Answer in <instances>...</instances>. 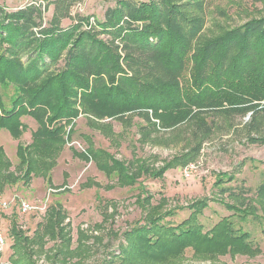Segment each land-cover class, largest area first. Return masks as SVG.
I'll return each instance as SVG.
<instances>
[{
	"label": "trees",
	"instance_id": "obj_1",
	"mask_svg": "<svg viewBox=\"0 0 264 264\" xmlns=\"http://www.w3.org/2000/svg\"><path fill=\"white\" fill-rule=\"evenodd\" d=\"M76 2L51 1L55 12L48 25L39 5L10 13L0 6V130L18 140L25 131L22 118L37 124L32 144L18 148L25 185L39 175L51 183L48 161L59 156L67 129L80 116L109 134L112 127L105 124L114 120L131 128L140 119L146 136L184 130L180 133L189 136L191 148L180 159L183 167L198 161L216 130L232 128L235 116L250 115L245 125L250 142L264 145V0H257L258 17L233 28L210 22L213 0H124L102 23L78 17L63 29L62 20ZM11 168L0 146V198L7 184L16 182ZM233 181L219 173L214 185L232 202L225 204L232 216L206 231L200 217L208 199L193 203L188 219L176 226L166 222L173 211L157 210L156 217L149 214L126 231V247L111 263L179 264L189 250L197 260L257 255L261 250L254 249L251 234L234 220L258 219L254 214L264 211V181L251 198L250 189L224 186ZM47 214L46 235L52 240L64 231L58 227L66 214L58 206ZM10 236L12 263L35 264L15 221Z\"/></svg>",
	"mask_w": 264,
	"mask_h": 264
},
{
	"label": "rangeland",
	"instance_id": "obj_2",
	"mask_svg": "<svg viewBox=\"0 0 264 264\" xmlns=\"http://www.w3.org/2000/svg\"><path fill=\"white\" fill-rule=\"evenodd\" d=\"M51 1L56 0H0V6L10 13L39 5L43 22L48 25L55 12ZM120 1L124 0H79L70 6L62 28L73 26L78 17L102 23ZM261 10L257 0H213L209 20L233 28L258 17ZM216 121L223 124L222 119ZM249 121L250 115L235 116L232 128L224 125L216 130L203 145L195 168L186 172L187 166L180 165V159L191 145L189 136L180 133L184 130L146 136L147 131L140 130L144 124L140 119L131 128L114 120L105 124L112 127L109 134L91 128L85 117L80 116L74 121L76 126L67 129L68 142L62 146L59 156L54 163L48 161L52 164L51 183L39 175L27 180L26 185L23 181L26 167H19L18 148L26 149L32 144L37 124L29 116L22 118L25 131L18 140L6 130H0V146L12 165L11 178H17L16 182L7 184L0 198L2 229L7 239V246L0 252V264H13L10 229L14 221L29 240L24 248L35 264H113L111 259L120 257L126 247L123 235L137 221L149 214L150 219L156 217L157 210L173 211L174 217L166 222L179 225L190 216L189 207L201 199L210 201L209 208L200 217V223L209 231L220 220L233 215L225 206L232 204L230 199L220 197L214 188L219 173L234 179L224 186L234 191L250 189L251 193L247 194L250 198L264 181V145L250 142L245 129ZM220 198L225 201L215 202ZM23 202L32 205L30 213L22 212ZM51 206L62 207L66 214L64 224L58 227L64 231L52 240L46 235L47 211ZM255 213L258 219L249 216L243 221H234L237 227L251 234L254 249L261 250L257 255L197 260L189 250L179 264H264V211L258 208ZM68 240L70 248L66 246Z\"/></svg>",
	"mask_w": 264,
	"mask_h": 264
},
{
	"label": "built area",
	"instance_id": "obj_3",
	"mask_svg": "<svg viewBox=\"0 0 264 264\" xmlns=\"http://www.w3.org/2000/svg\"><path fill=\"white\" fill-rule=\"evenodd\" d=\"M195 168L194 164H191L189 166H187L184 171L186 172H191L193 169ZM4 207H7V204H3ZM21 210L22 212L25 213H30L33 210V207L30 203L27 202H23L21 204ZM7 246V239L4 235V231L2 229V219L0 216V252L4 249V247Z\"/></svg>",
	"mask_w": 264,
	"mask_h": 264
}]
</instances>
